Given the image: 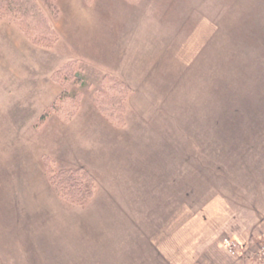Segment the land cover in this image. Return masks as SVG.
Segmentation results:
<instances>
[{
	"label": "rangeland",
	"instance_id": "1",
	"mask_svg": "<svg viewBox=\"0 0 264 264\" xmlns=\"http://www.w3.org/2000/svg\"><path fill=\"white\" fill-rule=\"evenodd\" d=\"M48 1L45 47L0 20L26 72L0 56V264H187V217L215 200L253 233L222 238L238 264H264V0ZM106 74L129 87L121 127L93 101ZM65 92L71 119L47 111ZM63 168L92 176L83 205L51 184Z\"/></svg>",
	"mask_w": 264,
	"mask_h": 264
},
{
	"label": "trees",
	"instance_id": "2",
	"mask_svg": "<svg viewBox=\"0 0 264 264\" xmlns=\"http://www.w3.org/2000/svg\"><path fill=\"white\" fill-rule=\"evenodd\" d=\"M43 1L46 5L47 0ZM48 2L52 3L50 0ZM3 18L13 22L33 43L42 47L48 44L49 36L47 34L53 35L54 33L56 35L55 30L46 23V19L44 20L36 0H0V20ZM75 68L73 63L64 64L51 75V78L66 87L64 85L66 81L61 80L60 76L63 70L71 71ZM128 92V85L118 78L106 74L100 82V88L93 93L95 106L103 117L115 127L125 124ZM66 95V92L60 95L47 111L61 115L65 119H71L78 108V103L73 99L76 103H72V107L67 104L70 106V110H68L64 103ZM49 179L56 193L70 205L81 206L93 196L95 184L86 169L63 168L55 172L49 171Z\"/></svg>",
	"mask_w": 264,
	"mask_h": 264
},
{
	"label": "crops",
	"instance_id": "3",
	"mask_svg": "<svg viewBox=\"0 0 264 264\" xmlns=\"http://www.w3.org/2000/svg\"><path fill=\"white\" fill-rule=\"evenodd\" d=\"M0 56L4 58L2 66L5 69L3 76L7 78L6 80L12 81V78L8 79L11 74L18 82L25 81L26 72L22 69V63L11 62V58L5 57L4 54ZM221 203L220 200H215L205 206L203 211L201 208L198 217L192 213L187 217V264H238L239 258L231 256L222 246L224 234L236 238L241 246L251 242L253 236L251 228L241 220L238 210L226 212L225 206ZM225 213L227 215H224ZM262 220L258 225H261L260 230L264 232V219ZM258 235L263 236L262 233ZM257 246L254 245V249Z\"/></svg>",
	"mask_w": 264,
	"mask_h": 264
},
{
	"label": "built area",
	"instance_id": "4",
	"mask_svg": "<svg viewBox=\"0 0 264 264\" xmlns=\"http://www.w3.org/2000/svg\"><path fill=\"white\" fill-rule=\"evenodd\" d=\"M223 246L226 248V250L229 252L230 255L236 256L237 254V244L230 240V239H225L222 242ZM239 246V245H238ZM256 258L261 262L264 263V243L261 244L258 249L255 252Z\"/></svg>",
	"mask_w": 264,
	"mask_h": 264
}]
</instances>
